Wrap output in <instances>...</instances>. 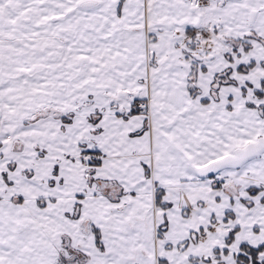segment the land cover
Returning a JSON list of instances; mask_svg holds the SVG:
<instances>
[{"label":"snow or ice","instance_id":"6c2138e0","mask_svg":"<svg viewBox=\"0 0 264 264\" xmlns=\"http://www.w3.org/2000/svg\"><path fill=\"white\" fill-rule=\"evenodd\" d=\"M0 264H264V0H0Z\"/></svg>","mask_w":264,"mask_h":264}]
</instances>
